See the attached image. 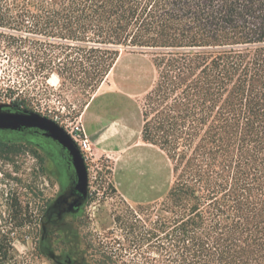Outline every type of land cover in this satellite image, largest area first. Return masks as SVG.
I'll return each mask as SVG.
<instances>
[{"label":"trees","instance_id":"16d2710c","mask_svg":"<svg viewBox=\"0 0 264 264\" xmlns=\"http://www.w3.org/2000/svg\"><path fill=\"white\" fill-rule=\"evenodd\" d=\"M0 49L28 78L86 96L121 49L147 54L140 135L171 177L150 199L164 195L142 264H264V0H0ZM0 132L2 146L39 142L41 161L54 146Z\"/></svg>","mask_w":264,"mask_h":264},{"label":"rangeland","instance_id":"374dc122","mask_svg":"<svg viewBox=\"0 0 264 264\" xmlns=\"http://www.w3.org/2000/svg\"><path fill=\"white\" fill-rule=\"evenodd\" d=\"M2 51L0 100L22 94L28 108L65 130L83 124L89 138L91 154L84 161L91 202L84 231L91 264H142L155 256L151 232L164 195L150 199L164 189L171 171L164 153L140 135V99L154 73L148 55L121 49L86 96L60 86L54 74L45 82L28 78ZM3 148L25 150H0V242L9 243L0 264H53L38 249V217L53 192L49 177L37 169L41 153L24 143Z\"/></svg>","mask_w":264,"mask_h":264},{"label":"flooded vegetation","instance_id":"af4514ba","mask_svg":"<svg viewBox=\"0 0 264 264\" xmlns=\"http://www.w3.org/2000/svg\"><path fill=\"white\" fill-rule=\"evenodd\" d=\"M26 140H30L33 145H28L42 154L39 142L28 138ZM26 140L23 141L24 144ZM52 142L53 148L46 149L49 152L45 153L42 163L37 167L45 172L53 187V192L43 203L38 217V249L53 264H91L92 249L84 231L91 202L89 181L87 190L83 193L78 188L77 174L69 153L56 141Z\"/></svg>","mask_w":264,"mask_h":264},{"label":"water","instance_id":"95a60500","mask_svg":"<svg viewBox=\"0 0 264 264\" xmlns=\"http://www.w3.org/2000/svg\"><path fill=\"white\" fill-rule=\"evenodd\" d=\"M36 129L56 141L69 153L78 178V188L85 193L88 185V172L84 158L69 133L55 120L36 111H15L0 103V130Z\"/></svg>","mask_w":264,"mask_h":264},{"label":"built area","instance_id":"2783aa9c","mask_svg":"<svg viewBox=\"0 0 264 264\" xmlns=\"http://www.w3.org/2000/svg\"><path fill=\"white\" fill-rule=\"evenodd\" d=\"M66 131L69 133L73 141L76 143L83 158H85L87 154H91L90 141L84 130L83 124L71 127L70 129H67Z\"/></svg>","mask_w":264,"mask_h":264}]
</instances>
